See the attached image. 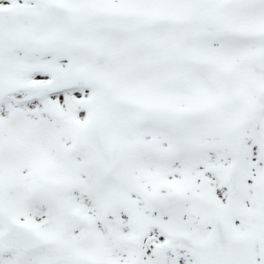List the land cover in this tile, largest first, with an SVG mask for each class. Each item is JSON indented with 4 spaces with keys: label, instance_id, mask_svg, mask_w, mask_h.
Returning <instances> with one entry per match:
<instances>
[{
    "label": "snow or ice",
    "instance_id": "1",
    "mask_svg": "<svg viewBox=\"0 0 264 264\" xmlns=\"http://www.w3.org/2000/svg\"><path fill=\"white\" fill-rule=\"evenodd\" d=\"M0 264H264V0H0Z\"/></svg>",
    "mask_w": 264,
    "mask_h": 264
}]
</instances>
